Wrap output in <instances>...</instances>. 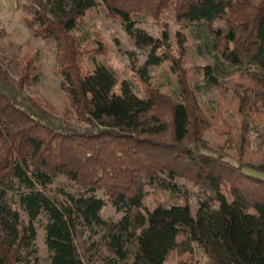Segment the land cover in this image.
Listing matches in <instances>:
<instances>
[{"label": "trees", "instance_id": "obj_1", "mask_svg": "<svg viewBox=\"0 0 264 264\" xmlns=\"http://www.w3.org/2000/svg\"><path fill=\"white\" fill-rule=\"evenodd\" d=\"M15 1L30 36L55 45L66 108L58 115L29 93L40 75L37 58L26 54L17 63L5 56L0 30V264H37L35 223L42 216L47 264H166L173 251L176 264H196L183 258L192 243L207 264H264V164L207 153L209 117L168 52L167 33L154 39L134 22L137 14L159 20L171 9L176 21L200 27L217 54L201 68L205 77L221 87L242 76L235 92L244 120L264 125V110L255 106L264 109V0H101L148 51L144 70L171 62L178 99L150 88L139 98L126 83L115 92L110 70H83L72 33L95 0ZM59 178L82 193L55 187ZM177 179L198 190L195 215ZM153 186L176 203L148 207ZM98 193L124 214L119 221L101 219ZM86 234L99 237L96 245L84 246Z\"/></svg>", "mask_w": 264, "mask_h": 264}, {"label": "rangeland", "instance_id": "obj_2", "mask_svg": "<svg viewBox=\"0 0 264 264\" xmlns=\"http://www.w3.org/2000/svg\"><path fill=\"white\" fill-rule=\"evenodd\" d=\"M95 2L97 6L79 19L77 29L72 33L77 42L83 70L92 72L98 66L110 70L116 82L115 92L126 83L139 98H144L146 89L150 88L178 99L180 86L176 75L171 73V62L165 61L144 70L148 51L135 46L133 39L125 33L120 20L108 13L101 0ZM24 14L25 11L15 0H0V30L5 35L1 41L2 52L5 56L13 57L17 63L26 54L35 55L40 75L37 84L29 93L49 102L60 115L66 108V98L60 89L62 80L55 62V45L53 42L32 38L24 28ZM134 22L135 28L154 39L162 40V34L167 33L168 52L185 70L187 85L193 91L198 107L209 117L210 127L202 136V142L208 148L207 153L219 154L234 164L240 162L254 167L263 165L264 125L244 120L240 110V96L235 92V87L243 83L240 81L242 76L236 74L226 79L221 87L205 77L201 68L212 66L217 54L211 49L210 39L201 28L176 21L171 9L159 20L153 19L147 13L137 14ZM164 52L166 49H161L157 54ZM141 78L146 80V84ZM255 106L258 112L264 110L260 105ZM259 118L264 121L261 115ZM246 173L258 175L248 170ZM260 177L264 179V176ZM174 184L191 195L190 207L192 215H195L198 207V190L184 179H177ZM54 186L71 194L82 193L78 187L64 178L57 179ZM96 196L105 201V206L100 212L102 220L117 222L123 217L124 214L116 212L102 194L98 193ZM177 202L182 204L184 200L180 197ZM145 203L153 208L176 202L169 194L153 186L147 190ZM45 225L46 219L43 216L35 223L34 249L37 264L48 262L49 254L44 238ZM98 239V236L86 234L81 241L85 247H90L93 243L96 245ZM188 256H192L196 264H207L206 257L194 243L191 244L190 252L184 254L183 258L186 259ZM178 260V252L173 251L166 264H176Z\"/></svg>", "mask_w": 264, "mask_h": 264}]
</instances>
